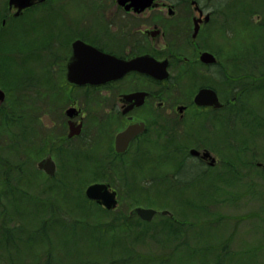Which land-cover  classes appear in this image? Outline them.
Returning <instances> with one entry per match:
<instances>
[{
	"label": "flooded vegetation",
	"instance_id": "af4514ba",
	"mask_svg": "<svg viewBox=\"0 0 264 264\" xmlns=\"http://www.w3.org/2000/svg\"><path fill=\"white\" fill-rule=\"evenodd\" d=\"M47 1L18 14L8 4L0 10V15L6 12L0 18V89L5 95L0 106L9 90L17 107L30 111L40 175L82 177L86 161H94L101 178L86 188L108 184L119 205L118 192L131 191L134 183L126 179L119 188L117 173L167 162L180 179L190 162L196 170L192 178L228 173L231 89L237 86L233 71L258 61L226 56L230 25L246 12L244 0L219 5L217 0H84L82 12L43 9ZM23 24L33 32L45 30L34 35V44L43 46L31 69L23 67L15 77L6 70L16 46L10 31ZM98 53L114 60L110 79L104 77ZM204 53L212 58L201 59ZM135 59H143L139 70L119 72V64ZM151 69L154 76L147 73ZM202 90L212 91L219 106L212 105L211 96L195 103ZM42 160L54 164L53 175L38 168Z\"/></svg>",
	"mask_w": 264,
	"mask_h": 264
},
{
	"label": "trees",
	"instance_id": "16d2710c",
	"mask_svg": "<svg viewBox=\"0 0 264 264\" xmlns=\"http://www.w3.org/2000/svg\"><path fill=\"white\" fill-rule=\"evenodd\" d=\"M258 4L264 7V0H258ZM253 15L248 13L244 25L257 32L256 39L239 47L242 52L234 56L258 61L244 63V71H233L236 75L232 79L237 86L231 89L234 116L227 140V174L233 178L264 175V162L257 156L264 147V21L258 19L252 23ZM231 35L234 39L235 33ZM2 47L0 42V50ZM12 96L10 105L0 106V264H264V233L258 228L254 232L261 235L256 238V243L261 240L260 246L249 242L238 251L230 249L236 225L229 221L234 218L217 212L230 202L227 198L230 191L225 192L230 184L223 182L227 174L183 179L174 175L158 180L156 187L160 188L164 181L167 185L161 190L154 189L158 191L156 196L174 194L179 199L185 189L199 188L195 192L197 200H180L185 206L178 212L169 206L158 207V210L167 209L171 216L156 215L152 221L145 222L130 218L118 209L107 211L83 193L90 176L54 180L34 169L31 125L23 123L17 126V131L8 132L23 119L16 115L17 104ZM85 165L97 173V177L90 179L100 180L95 162L88 160ZM252 187L248 183V188ZM142 188V196H149L148 187ZM252 191L255 192L254 188ZM249 194L247 189L236 199ZM245 218L264 221L257 213ZM246 220L241 217L238 221ZM231 226L233 232L226 236L223 229L229 230ZM155 235L160 237L161 247L169 252L155 257L137 254L136 241Z\"/></svg>",
	"mask_w": 264,
	"mask_h": 264
},
{
	"label": "rangeland",
	"instance_id": "374dc122",
	"mask_svg": "<svg viewBox=\"0 0 264 264\" xmlns=\"http://www.w3.org/2000/svg\"><path fill=\"white\" fill-rule=\"evenodd\" d=\"M7 2L8 0H0V10L7 9ZM81 2V3H80ZM84 0H48L46 3V7L43 9H53L55 12H82L83 6L82 5ZM244 6L245 9L252 12H242V15L240 18L237 17V19H234L231 22V30L230 33H235V38L230 39L229 44L226 46V56L234 57L239 55L242 50L238 49L239 47H243L246 43L250 42V40H255L254 37L255 33L253 32L252 28H248L245 26L246 18L248 17V13H254L255 15L250 17L251 22L258 21V19L264 21V7L259 6L258 0H244ZM221 3V0H217L215 2L216 5H219ZM243 4V3H242ZM41 8V7H40ZM5 14L6 12H1V15ZM234 18V17H233ZM26 24H23L20 28H17V31H10L13 34L11 35V40L15 42V50L12 52L13 58L8 60L7 66L8 69H6L10 74H13L14 76L17 74V72L22 71L23 67H28L31 69L32 63L34 62L35 55L38 53V50L43 46V44L40 42L39 44L35 45V33L38 37L43 35L45 30L43 28H37V31L33 32L30 28L23 29ZM6 35H9L5 32ZM7 38V37H6ZM219 47L224 51L223 41L222 39L219 41ZM238 49V50H237ZM228 50V51H227ZM23 60L24 62H22ZM1 76V72H0ZM16 77V76H15ZM2 85V79H0V86ZM6 98L3 106H7L11 104V101L13 100L12 91L6 92ZM12 109V108H11ZM16 115L22 119V123L26 124L27 126H30V120L32 119L31 113L28 110L27 112H22V110L18 109L17 107H14ZM20 120V119H19ZM12 126V125H10ZM14 128H11L8 130V132H15L17 131V125L14 126ZM7 133V131H6ZM8 134V133H7ZM235 139V138H234ZM234 142V141H233ZM235 143V142H234ZM236 148V147H235ZM233 151H235L234 148H232ZM237 149V148H236ZM260 152V153H259ZM257 156L261 160L260 162H264V147H262L259 150ZM231 155V152H230ZM232 156V155H231ZM257 163L260 164L261 163ZM188 166V165H187ZM186 169L184 168L182 170V176L184 178H189L191 175V171L195 170V165L193 162H190V165ZM34 169H36V166L34 164ZM261 167V166H260ZM155 168V169H154ZM259 167L256 166V170H258ZM85 177L87 178L90 176L87 181L92 183L94 182V179H90L92 176L97 177V173L91 172L88 165H85L84 168ZM217 170V169H216ZM259 171V170H258ZM245 173V170L241 173L242 175ZM118 174V175H117ZM117 176H114V180H118L119 182L116 183L118 187L120 188L123 184L124 180H128L130 182H133L134 188L131 191H122L118 192V199H119V205L117 207L118 211L129 213L134 207L141 206L144 208H151L158 210V207L163 206H169L176 212L179 211L180 207L184 208V202H181L180 200L183 199H193L197 200V197L195 195V192L198 187H193L190 189H185L184 195H182L181 198L178 199V197L174 194L169 195V197H165L163 195L156 196L155 193L158 191L155 190H161L164 189L167 185V181H164L162 185H160L158 188L156 187V183L158 180L163 178H171L176 174V168L172 164V162H167V165L164 167H153L152 166H146L144 169L141 170H133L131 173H126L125 175H120V173H117ZM216 176V175H215ZM59 178V176H57ZM113 179V178H112ZM223 182H229L230 189L225 192H229L227 195V198L230 202H227L224 206H221L217 209V212L221 215L226 216L227 218H234L230 223H235L236 225V231L233 232L232 226L229 227V230H224V234L228 236L231 232H233V243L230 246L231 251H238L242 248V246L245 243H256V238H260L261 235L259 233L256 234L254 232L255 230L262 231L264 233V221L258 222V219L253 220H246V216L250 214L257 213L261 218H264V175H257V174H251L250 177L242 176L239 178H233L227 174L223 178ZM248 183L253 184L252 188H248ZM145 185L148 187L147 191L150 192L149 196H142L143 195V188L142 186ZM255 186V187H254ZM86 186L83 189V193L85 191ZM254 188V193H253ZM155 189V190H154ZM247 189L250 191L249 196H245L241 199H236L238 197H242L244 194V191H247ZM258 194V195H257ZM236 199V200H234ZM137 203L138 205L134 206V204ZM155 207V208H154ZM178 209V210H177ZM158 211H167V209H162ZM241 217H244L246 221L240 223L238 221ZM260 221V220H259ZM229 224V223H228ZM229 226V225H228ZM258 228V229H257ZM200 230V226H199ZM262 238L264 239V235L262 234ZM133 239V238H132ZM261 245V240L259 239L258 243ZM259 245V246H260ZM258 246V247H259ZM136 247V253L137 254H147L151 257L160 256L161 254H167L169 252L168 249H165V247H161L160 244V237L158 235L147 237L145 240H139L136 241L135 244ZM244 248V246H243ZM247 253L246 255H248Z\"/></svg>",
	"mask_w": 264,
	"mask_h": 264
},
{
	"label": "water",
	"instance_id": "95a60500",
	"mask_svg": "<svg viewBox=\"0 0 264 264\" xmlns=\"http://www.w3.org/2000/svg\"><path fill=\"white\" fill-rule=\"evenodd\" d=\"M133 1L138 3L139 2L149 3L152 0H133ZM44 2H46V0H8L7 4L10 9L11 8L16 9L18 14L22 10L34 6L36 3H44ZM98 55H99V57H97L98 63L102 65L105 69L104 77L106 79H110L112 77V71L110 67H112L114 60L112 59V57L103 55L101 53H98ZM205 58H212V56L210 54L204 53L202 54L201 59H205ZM142 60L143 59H135L129 63L119 64L120 66L119 72L125 73L126 71L139 70ZM147 73L154 76L152 69L147 70ZM208 96H211L212 98V102H211L212 105L218 107L219 103L217 101L216 95L209 90L200 91L195 97V103L198 104L201 103L200 101ZM4 99H5V95L3 91L0 89V105L4 102ZM124 136L127 138L128 133H125ZM191 154H198V153L196 151H191ZM204 156L208 157L209 154L205 153ZM38 168L45 171L50 176L54 174V164L49 160H42L38 164ZM84 195L89 201L95 203L97 206H100L107 211L115 210L118 205L117 194L115 191L110 190L108 184H104V183L91 184L85 189ZM156 215L165 216V215H170V213L168 211H157L155 209L143 208V207H135L129 212V217L131 218L137 217L145 222L152 221Z\"/></svg>",
	"mask_w": 264,
	"mask_h": 264
}]
</instances>
